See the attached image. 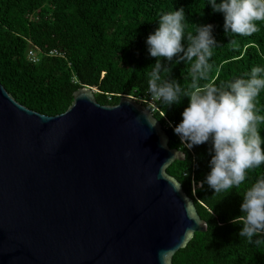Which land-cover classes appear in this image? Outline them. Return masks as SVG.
Wrapping results in <instances>:
<instances>
[{
  "label": "water",
  "instance_id": "95a60500",
  "mask_svg": "<svg viewBox=\"0 0 264 264\" xmlns=\"http://www.w3.org/2000/svg\"><path fill=\"white\" fill-rule=\"evenodd\" d=\"M132 98L47 117L0 82V264H172L207 231L167 173L184 154ZM166 138L167 146H162Z\"/></svg>",
  "mask_w": 264,
  "mask_h": 264
},
{
  "label": "trees",
  "instance_id": "16d2710c",
  "mask_svg": "<svg viewBox=\"0 0 264 264\" xmlns=\"http://www.w3.org/2000/svg\"><path fill=\"white\" fill-rule=\"evenodd\" d=\"M206 5L207 0H0V82L19 104L47 117L65 113L81 89L94 90L104 106H116L122 98L150 100L147 73L155 58L147 51L146 37L161 13L181 6L187 31L194 32L198 23H212L220 43L201 86L264 65V21L257 22L259 31L250 36L226 34L223 14ZM30 50L37 52L36 63L28 58ZM52 51L62 56H50ZM172 67V77L188 88L190 64ZM188 103L185 97L168 109L155 101L153 113L169 135V148L184 154V161L174 162L167 173L182 185L207 224V231L196 233L172 264H264V247L239 237L241 226L230 223L240 215L245 189L264 175V165L251 171L239 188L221 193L209 189L202 183L209 171V146L187 150L173 130ZM257 107L264 114V92ZM259 127L264 135V123Z\"/></svg>",
  "mask_w": 264,
  "mask_h": 264
},
{
  "label": "clouds",
  "instance_id": "9594fccd",
  "mask_svg": "<svg viewBox=\"0 0 264 264\" xmlns=\"http://www.w3.org/2000/svg\"><path fill=\"white\" fill-rule=\"evenodd\" d=\"M207 5L223 14L226 34L250 36L259 31L257 22L264 21V0H207ZM156 23L146 37L147 51L155 58L147 73L149 93L168 109L185 97L189 99L173 130L187 150L205 143L209 146V171L202 183L214 193L239 188L250 179L251 171L264 165V135L259 127L264 114L257 107V98L264 92V65L253 66L242 76L201 86L200 82L209 78L211 58L220 45L215 26L198 23L194 32L187 31L183 6L161 13ZM181 62L190 64L188 88L171 75L172 65ZM148 122L157 124V120ZM162 146H167L166 138H162ZM230 223L241 226L239 237L264 247V175L245 189L240 215Z\"/></svg>",
  "mask_w": 264,
  "mask_h": 264
},
{
  "label": "built area",
  "instance_id": "2783aa9c",
  "mask_svg": "<svg viewBox=\"0 0 264 264\" xmlns=\"http://www.w3.org/2000/svg\"><path fill=\"white\" fill-rule=\"evenodd\" d=\"M50 56H62V54H59L57 51H52L49 53ZM28 58L30 62L36 63L39 58L37 56V52L34 50H30L28 53ZM155 100L154 98H151L150 100L146 99H140V103L142 106H144L147 110H149L152 114L157 111L156 106H155Z\"/></svg>",
  "mask_w": 264,
  "mask_h": 264
}]
</instances>
